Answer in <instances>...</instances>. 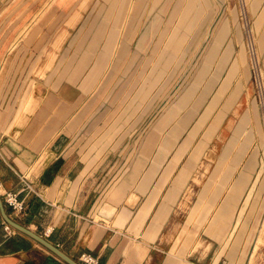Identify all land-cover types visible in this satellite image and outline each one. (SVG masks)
<instances>
[{
  "label": "crops",
  "instance_id": "crops-1",
  "mask_svg": "<svg viewBox=\"0 0 264 264\" xmlns=\"http://www.w3.org/2000/svg\"><path fill=\"white\" fill-rule=\"evenodd\" d=\"M101 1L106 2L101 4L105 10L114 3V13L125 8L119 33L112 41L115 14L106 30L94 32L95 20L80 30L79 22L63 30V18L74 0H51L22 30L13 25L0 35V196L4 190L14 192L24 206L17 213L3 202L6 213L79 264L82 253L93 256L95 264H244L248 256L246 264H251L259 249L256 239L251 253L252 244L247 240V212L253 198L248 202L252 193L245 189L251 175L249 170L237 169L242 166L237 152L243 157L248 146H260L259 127L254 108H247L251 101L247 71L235 87L246 68L245 56L243 64L237 56L244 44L241 41L236 51V43L229 40L230 24L237 21L234 2ZM250 7L257 12L255 22L260 19L261 25L264 0H252ZM217 21V30H211ZM59 25L61 42L65 37L73 40L69 49L73 51L79 40L89 38L93 40L84 42L79 54L97 56L83 76L81 59L71 68V77L79 79L63 83L65 40L56 72L28 79L17 96L23 80L17 78L21 66L16 49L22 45L27 48L22 52L28 54L58 32ZM150 39L155 44L168 39V50L155 47V53L167 54L164 61L159 56L155 65L166 67L180 54L201 53L202 62L195 69L199 88L195 90L194 83L176 95L146 127L144 136L132 144L126 136L116 134L122 126L116 125L120 118L107 124L103 121L106 112L100 113V109L116 74L127 69L134 58L128 57L131 45L137 40L140 53ZM214 55L219 56L218 63H213ZM159 78L156 73L149 83ZM223 109L220 126L190 176L180 182L176 176L190 149L177 164L172 162L179 160L209 112L212 110L191 146ZM256 111L258 115L257 105ZM210 146L221 148L216 165L220 173L202 180L197 197L182 211L187 187ZM179 209L183 218L176 220ZM5 225L0 214V264H67L27 234L9 225L5 229ZM213 226L217 230L211 233Z\"/></svg>",
  "mask_w": 264,
  "mask_h": 264
},
{
  "label": "rangeland",
  "instance_id": "rangeland-1",
  "mask_svg": "<svg viewBox=\"0 0 264 264\" xmlns=\"http://www.w3.org/2000/svg\"><path fill=\"white\" fill-rule=\"evenodd\" d=\"M29 1L32 2L30 6V3H28ZM43 1H45V3ZM50 1L51 0H0V35L2 32H7V30L11 29L13 25H17V28L19 27L22 30L28 20H30L32 17L35 18L36 16H38L39 13L46 8L47 3ZM232 1L235 5L237 21H234L230 24L229 40L233 41V43H236V51L238 50L241 41L244 44L242 51L238 53L237 56L239 55L238 57H240V61H242L241 64H243L245 56L244 66L246 68L241 71L239 78L235 82V87H239V80L241 77L244 78L246 76L247 71L248 76L246 82L248 84L249 91L248 97H250L251 101L250 104L248 101V107H246L250 108V110L252 108H254L255 110L256 115L254 116V118L255 121H257V127H259L258 136L260 145L248 146L243 157V153L237 152V155L241 157L240 160L242 162V166H238L237 169L239 171H242L244 169L249 170L251 175L245 189V191L248 190V192L252 193V195L248 193L245 201H247L250 195L252 197L248 199V202L251 198H253L251 199L252 202L249 204L250 208L247 212L248 216L250 217V222L247 229V240L252 244L250 248L251 253L256 239V246L259 247L255 255V261L253 258L251 264H264V118L257 101L253 82L254 69L259 68L260 71L264 74V22L260 25V28H257L256 22L258 23V21L255 22L257 12L252 11L253 9L251 10L250 7L252 0ZM42 3H44V6H40ZM103 3L104 1L101 0H74L73 4L67 8V13L63 18V30H69L70 28L75 27L77 22H79L77 27L80 30V28L84 24H87L88 22L90 24L92 20H95L93 25L91 24L93 26L92 28L94 32H98L99 29L106 30L109 25V18L115 14L116 17L113 23L114 28L111 35V41L114 40L118 35L119 29L122 25V15L125 8L122 7L119 11L114 13L116 10V8L113 6L114 3H112L111 6L107 7L106 10L103 9L104 7H102ZM261 3H263V1ZM104 4H106V2ZM97 5L101 6L98 7ZM258 9H261V6ZM226 12L227 11L225 10V15ZM223 17L226 18L228 17V15ZM41 18L42 17H40V19ZM218 26L219 21L212 25L211 30H217ZM59 29L60 25L58 26L57 30ZM78 29L76 28V30ZM59 33L60 30L58 32H54L51 38H48L44 42L42 40L40 44H36L33 50H28V54L25 53L27 51V48L24 49L22 45H20L19 48L16 49V61H18L21 66L17 78L19 80H23L16 94L17 96L21 95L24 89L23 86L28 79H40L44 78L47 73L49 75L56 72L57 64L59 63V51H61V43L66 40L65 37L61 42V40L59 39ZM248 33L252 34V41L257 54V64L253 63V56L251 57L249 53ZM92 40L93 39L89 38L79 40L73 51L69 49L73 40L71 39L65 41L63 45V83L76 82L79 79H77L76 77H71V68L79 63L81 59H83L82 62H84L83 65H81L82 63L80 64L84 67L81 74L82 76L84 75L83 73H85L90 67L97 54L79 53L85 45L84 42H88L89 44V42H91ZM97 41L101 42L102 39L99 38V40ZM136 41L133 45H131L132 47L129 49L130 52L128 57H134L131 64L127 69L123 71L122 68L121 71L116 74L115 79L113 80L112 84L109 85V88L106 91L109 92L108 96L103 101V108L100 109V113L106 112L105 115H107V117L103 121H106L107 124H113L116 119L120 118L116 125L122 124V126L116 134L120 133L119 137H121L122 135L126 136V141H130V143L132 144H136L138 140L144 136L145 131L148 129L146 127H148V125L155 120L158 113L161 112V109H163L166 105L170 104L171 101H173L176 95L181 94L194 83L195 86L199 84V81L197 82L196 80L197 71H195V69L198 64L202 62L203 58V55L201 53L197 55L180 54V57L178 56L177 60L171 63L169 66L163 67L161 64L155 65L156 59L159 56L162 57V61L167 58L166 53H155V47L158 46L156 49L158 51L165 49V45L168 43V39L162 40L161 43L159 42L160 44H155V40L150 39L145 44L144 48L140 50V53L136 48ZM187 44L188 43H186V45ZM166 49L168 50V48ZM180 50L185 51L188 49L181 48ZM218 57L219 56L217 55L213 56V63L215 61L216 63H218L220 59ZM156 73L160 74V78L153 84H150V80L153 79ZM144 82L145 85L141 92L139 90ZM198 86H196L195 90L199 88ZM254 97L257 104L253 99ZM252 103L253 105H251ZM256 105L258 109V115L256 111ZM211 112L212 110L209 112V115L204 120L203 124L200 126L196 134H199L200 129L204 127L205 123L209 119ZM223 115L224 109L214 115L212 120L205 126L204 130L200 134V138L197 144L195 146H191L193 139L196 137L195 134L191 138L187 148L182 153L179 160L177 162H172L173 165L177 164L182 159L184 154L190 149L187 160L184 162L176 176V178H180V182L186 180L190 176L192 170L194 169V166L198 162L199 157L203 154L207 142L211 139V137L220 126ZM228 151H226L227 153L224 155V158H226L227 154L228 156L230 155V149ZM220 152V146H210L208 147V149H206L205 154L200 158L201 161L198 163L197 168L194 172L193 180L190 181L184 194V199L182 201H185V203H182L180 205L182 211L187 210L188 205H190L189 202L192 203V201L195 200V197H197V193L200 189V186L202 185L201 181L208 178L211 174L220 173L221 168L216 166L217 162L220 161L221 158ZM247 153H249V156H246L247 158L244 159ZM178 188L179 182L177 189ZM177 189L172 201L174 200V198H176ZM172 201L170 202V204L172 203ZM240 206H243L242 202L239 207ZM242 210L239 213L238 219L241 218ZM182 211L180 214H175L174 219L179 220L180 218H183ZM244 228L245 225L242 226L241 232L244 231ZM260 229L263 231H261ZM215 230H217L216 226H213V228L211 229V233L215 232ZM241 232L238 236H240ZM162 238H164V236ZM249 257L250 256L247 257L244 264L248 262Z\"/></svg>",
  "mask_w": 264,
  "mask_h": 264
},
{
  "label": "built area",
  "instance_id": "built-area-1",
  "mask_svg": "<svg viewBox=\"0 0 264 264\" xmlns=\"http://www.w3.org/2000/svg\"><path fill=\"white\" fill-rule=\"evenodd\" d=\"M249 34V43H248V49L251 57L253 56L254 64H257V54L256 50L252 41V34ZM257 66V65H256ZM254 75V87H255V93L257 97V101L259 104V107L261 108V113L264 118V74L260 71V69H254L253 70ZM2 188V184L0 181V190ZM2 198L4 204H6L10 209L14 212L21 213L24 210L23 202L19 200L18 195L11 191H2ZM5 229H8V225H5ZM80 264H95L96 259L87 253H82L79 256Z\"/></svg>",
  "mask_w": 264,
  "mask_h": 264
},
{
  "label": "water",
  "instance_id": "water-1",
  "mask_svg": "<svg viewBox=\"0 0 264 264\" xmlns=\"http://www.w3.org/2000/svg\"><path fill=\"white\" fill-rule=\"evenodd\" d=\"M0 214L4 220V222L13 227L14 229L27 234L28 236H30L31 238H33L34 240H36L37 242H39L41 245H43L45 248H47L50 252H52L53 254H55L57 257H59L60 259H62L63 261H65L67 264H79L76 261L72 260L70 257H68L67 255H65L59 248H57L55 245L51 244L49 241H47L45 238H43L42 236L34 233L33 231L27 229L26 227L20 225L19 223L15 222L14 220H12L8 214L6 213L4 204L0 198Z\"/></svg>",
  "mask_w": 264,
  "mask_h": 264
},
{
  "label": "bare ground",
  "instance_id": "bare-ground-1",
  "mask_svg": "<svg viewBox=\"0 0 264 264\" xmlns=\"http://www.w3.org/2000/svg\"><path fill=\"white\" fill-rule=\"evenodd\" d=\"M258 20H259L258 23L256 22V24H257V28H259V26H260V19H258ZM239 62H240V61H239ZM226 85H227V84H226ZM27 101H28V98H27ZM198 126H199V125H198ZM192 128H193V127H192ZM192 130H193V129H192ZM190 131H191V130H190ZM190 131H189V132H190ZM193 135H194V134H193ZM193 135H192V136H193ZM186 139H187V138H186ZM188 140H189V139H188ZM188 140H187V141H188ZM106 208H107V207H106ZM263 223H264V222H263ZM263 227H264V225H263ZM260 230H261V229H260ZM261 231H263V230H261ZM259 238H260V237H259Z\"/></svg>",
  "mask_w": 264,
  "mask_h": 264
}]
</instances>
